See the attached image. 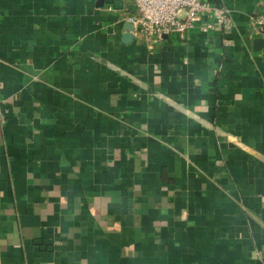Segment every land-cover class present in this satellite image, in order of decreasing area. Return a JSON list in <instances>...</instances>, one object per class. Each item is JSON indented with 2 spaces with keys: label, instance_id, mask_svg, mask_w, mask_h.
Segmentation results:
<instances>
[{
  "label": "crops",
  "instance_id": "1",
  "mask_svg": "<svg viewBox=\"0 0 264 264\" xmlns=\"http://www.w3.org/2000/svg\"><path fill=\"white\" fill-rule=\"evenodd\" d=\"M207 1L230 32L148 47L121 0H0V264H264V0Z\"/></svg>",
  "mask_w": 264,
  "mask_h": 264
},
{
  "label": "built area",
  "instance_id": "2",
  "mask_svg": "<svg viewBox=\"0 0 264 264\" xmlns=\"http://www.w3.org/2000/svg\"><path fill=\"white\" fill-rule=\"evenodd\" d=\"M126 7L124 21L133 27L132 34L145 45L152 47L164 37L176 35L187 42L190 30L198 27L201 32H230L233 22L228 9L211 4L207 0H121ZM250 31L264 39V15L250 19ZM229 45V40H223Z\"/></svg>",
  "mask_w": 264,
  "mask_h": 264
},
{
  "label": "water",
  "instance_id": "3",
  "mask_svg": "<svg viewBox=\"0 0 264 264\" xmlns=\"http://www.w3.org/2000/svg\"><path fill=\"white\" fill-rule=\"evenodd\" d=\"M132 29H133L132 25L130 23H126V25H125L126 36L125 37L129 38L132 36V34H131ZM253 43H254L255 47L260 48L262 45H264V39L256 38L253 40Z\"/></svg>",
  "mask_w": 264,
  "mask_h": 264
}]
</instances>
